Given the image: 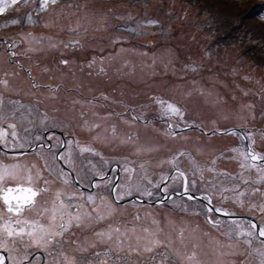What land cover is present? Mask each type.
Returning a JSON list of instances; mask_svg holds the SVG:
<instances>
[{
    "label": "snow or ice",
    "instance_id": "obj_1",
    "mask_svg": "<svg viewBox=\"0 0 264 264\" xmlns=\"http://www.w3.org/2000/svg\"><path fill=\"white\" fill-rule=\"evenodd\" d=\"M31 2L34 7L27 14L12 18L7 24L42 23L44 27H53L54 24L49 21H41L39 14L47 13L49 6L56 5L60 0ZM28 3L29 0H0V15L18 4ZM68 7L77 5L69 3ZM117 19L133 21L134 17L129 14L127 17L120 16ZM143 23L157 25L159 21L147 19ZM78 27L79 24L76 28L69 25L67 30L75 31ZM63 30L65 29L61 28V31ZM127 30L136 31L134 28ZM247 35L245 33V36ZM23 38H31L39 43L31 32L24 33ZM249 39L251 40L249 50H252L261 48L259 40L264 37L251 36ZM72 43L77 44L78 41ZM0 45L5 48L4 56L0 57V145L14 150L24 148L25 145L7 142L9 135L13 138L18 136L16 131L18 124L9 123V120H27L29 115L37 111L39 99H36L31 107L21 104L19 100H6L4 92H11L12 89L9 87V80L4 77H13L14 82L20 85L21 95L34 96L35 93L32 91L34 89L44 88L49 92H55V89L50 85L37 83L31 71H28L26 77L21 78L19 69L22 66L16 59L17 53L13 51L16 42L9 43L8 38H0ZM68 46L64 45L65 48ZM52 47L55 48L56 45ZM59 63L66 65L68 61L61 60ZM4 65H10L16 71L6 72ZM44 71L47 72L48 69ZM259 94L261 103L258 106L252 104L244 106L251 109L252 113L243 124L228 127L218 126L217 121H212L209 127L206 124L185 122V128H197L208 140L213 137L231 136L238 141V145L218 148L216 152L208 153L207 156L202 149H196L195 155L189 149L178 151L167 160V164L171 166L170 172L161 174L155 183L149 179L146 171H143V174L137 172L135 167L128 165L127 160L123 172L129 183L122 185L119 180L109 178L102 169L97 168V164L92 163V160L84 155L100 157L103 164L109 163L103 159L92 142L68 139L59 141L57 145H43L42 148H46L50 155L44 151H37L36 158L27 161L18 158L19 155H23L22 153L12 156L0 153V264H186L192 261L200 264L195 251L190 254L183 253L188 247L185 229L173 227L171 232L165 233L161 221L153 218L147 222L151 214H146V217L142 218L136 212L129 217L121 210L118 201L123 200L125 196H131L135 191L141 196L152 197L153 190L164 193L169 201L173 196L186 197L188 201H203L204 203L194 205L200 209L197 215L204 216V223L212 229L219 231L227 225V230L220 232L221 236L229 240L227 247L233 249L231 243L233 237L236 238L237 244L243 238L242 242L247 246L244 251L233 249L231 252L221 254L237 258V264H254L257 260L258 264H264V239H261L264 238V127L257 125L258 121L264 124V86L260 87ZM244 95L247 96L248 93L245 92ZM157 103L161 105L165 116L178 117L184 121L185 113L181 107L166 101ZM257 111L258 115L253 114ZM78 115L82 116L83 112ZM48 119L49 117L45 115L40 122L43 124ZM5 124L6 128L3 127ZM84 126L98 127L96 124L89 125L87 121ZM172 127V124L168 125L169 130ZM115 131L113 126V139L116 138ZM171 134L176 135L175 132ZM54 138L50 136L48 139ZM35 139L39 141L41 137L36 136ZM98 139L96 136L92 137L93 141ZM120 143L134 141L129 137ZM56 147L67 150L53 151ZM74 150L91 165V174L100 178L99 183L86 184L85 187H102L103 191L111 195V199L99 194L86 195L72 186L73 177L64 168L58 167L56 161L73 165L72 171L75 172ZM142 151L152 149H136L137 154ZM182 160L189 165L187 170L181 167ZM233 164L234 169L229 167ZM139 168L144 170V165H139ZM87 178L79 177L80 180ZM133 180L135 183H130ZM142 181H147L150 187H144ZM229 193L231 195H228ZM217 195L220 201L231 200L240 206L247 201L250 209L261 213L260 222L222 220L221 216L230 217L234 213L222 206H216L214 197ZM97 200L99 203H96ZM157 203L163 206L165 201L157 200ZM255 240H259V247H252ZM215 244L224 247L219 239L215 240ZM198 246L192 244L193 248Z\"/></svg>",
    "mask_w": 264,
    "mask_h": 264
},
{
    "label": "rangeland",
    "instance_id": "obj_2",
    "mask_svg": "<svg viewBox=\"0 0 264 264\" xmlns=\"http://www.w3.org/2000/svg\"><path fill=\"white\" fill-rule=\"evenodd\" d=\"M69 3L77 7L69 8ZM258 4L259 0H60L56 5L49 6L47 13L39 14L41 21H49L54 24L53 27H44L42 23H24V27L7 24L10 19L23 17L34 7L29 0L27 5L18 4L0 15L8 14L0 19V37H21L24 42L27 41L24 43L29 47L25 49L27 54L46 58L47 65L67 60L66 65L58 63L62 67L63 88L76 87L81 93L97 97L96 105L132 106L139 110L142 121L148 120L149 123L144 125L156 123L161 127L158 133L154 132L156 136L175 137L170 140L174 142L170 146L173 150H169L163 158L155 156L160 177L170 172L167 160L178 151L189 149L195 155L196 149H202L207 156L218 148L238 145V141L231 136L208 140L197 128H185L184 125L186 122L211 127L212 121H217L218 126L228 127L243 124L252 113L244 106L261 103L259 89L264 86V54L254 56L255 63L261 65L259 67L248 56L257 52L252 49L249 52L246 50L248 55L244 54L249 44L240 52L241 47L235 45L237 39L228 35V31L235 27V24L230 25L233 19L240 23L242 17L254 16L252 13L259 8ZM129 14L134 17L133 21L117 19ZM222 15L228 20L225 24L219 21ZM147 19L157 20L159 24L143 23ZM248 22L254 31L264 30L261 22L253 21L251 17H248ZM77 24L79 27L75 31L67 30L69 25L76 28ZM120 25L123 27H118ZM16 26L21 27L20 31ZM61 28L65 30L61 31ZM129 28L136 31L127 30ZM28 32L39 43L23 38V34ZM255 32L259 36L263 34L262 31ZM73 41L78 43L73 44ZM66 44L69 45L67 48L64 47ZM71 82L73 85L66 84ZM157 101L181 107L185 113L184 121L165 116ZM253 114L258 115V111ZM169 118L173 125L171 130L165 122L154 121ZM257 125L264 127L259 121ZM150 129L154 130L151 126ZM172 132L176 135L173 136ZM157 143V150L168 147ZM181 167L187 170L189 165L182 160ZM229 167L234 169L235 165ZM214 203L234 213L230 217H220L224 221L246 222L251 219L260 222L261 213L250 209L247 201L240 206L231 200L220 201L217 195ZM195 204L198 202L191 201L190 219L204 223L205 217L197 215L200 209ZM204 226V232L216 235V239L224 245L219 247L214 243L219 251L217 253L223 257V264H237V258L233 257L229 262L230 256L221 253L233 249L244 251L247 246L243 244V238L237 244L233 237V249H230L227 247L228 238L220 235L221 231L227 230V225L219 231L205 223ZM259 246V240L253 241L252 247ZM205 248L209 246L205 245ZM254 264H258V260Z\"/></svg>",
    "mask_w": 264,
    "mask_h": 264
},
{
    "label": "flooded vegetation",
    "instance_id": "obj_3",
    "mask_svg": "<svg viewBox=\"0 0 264 264\" xmlns=\"http://www.w3.org/2000/svg\"><path fill=\"white\" fill-rule=\"evenodd\" d=\"M21 26L24 27V24ZM16 28H19L17 31L21 29L19 26H16ZM13 41L16 42V48L13 49V51L17 53L16 59L22 66L19 69L20 77H26L28 71H31L33 76L36 77L37 83L41 85H50L55 89V92H49L41 88L40 90H32L35 93L34 96L26 94L21 95L19 91L20 85L14 82L13 77H4L9 80V87L12 89L11 92H4L6 100H19L21 104L31 107L32 103L36 99H39V104L37 105V111L29 115L27 120H9V123L15 122L18 124L16 129L18 136L13 138L9 135L7 142L9 144L23 143L25 147L10 150L0 145V153H7L9 156L22 153L23 155H19L18 158L21 161H27L36 158L37 151H44L46 154L50 155L46 148H42L43 145H57L59 141H67L68 139L92 142L93 146L102 154L103 159L107 160L109 163L103 164L100 161V157L89 156V154L84 155L88 156V158L92 160V163L97 164V168L102 169L109 178L119 180L122 185L129 183L126 174L123 172L125 160H127L128 165L135 167L137 172L143 174V171H146L149 179L154 183L158 180L160 173L158 164L155 161L156 157L157 159L163 158L169 150H173L170 146H172L174 142L170 140L175 139V137L173 138L171 136L167 139L165 138L166 136H156L154 132L158 133L161 127L156 125V123L149 124V126L144 125L149 123L148 120L142 121L139 117V110L133 109L134 107L132 106L122 104L113 106L106 104H103V106L96 105V102H98L97 97L81 93L76 87L70 86L71 88L68 89L63 88V80L61 77L62 67L58 65L60 61L50 62L53 65H47L48 62L46 58L40 56L33 57L27 54L25 49H29V47L24 45L27 41L24 42L21 37L8 39L9 43ZM22 52L26 54H21ZM4 53L5 48L0 45V57H3ZM44 69H48V71L45 72ZM4 71L13 72L16 71V69L10 65H4ZM66 84L73 85L72 82ZM25 92H27V90H25ZM80 112H83L82 116L78 115ZM143 113H146V111H143ZM45 115H47L49 119L45 120L42 124L40 121ZM134 117L138 119H134ZM168 120H170V118L154 121L165 122L168 126L170 124ZM85 121H87L89 125L96 124L98 127L86 128L84 126ZM113 126H115L116 130L115 139H113ZM150 126L154 130H151ZM3 127L6 128L7 125L5 124ZM8 131L9 133L11 132L10 129ZM36 136H40L41 140L37 141L35 139ZM50 136L55 138L49 140L48 138ZM93 136L99 139L93 141ZM129 137L132 138L134 143H120L121 140H127ZM155 140L168 147L164 150H157L158 143ZM137 148L152 149V151H142L137 154ZM66 150V148H53V151L56 152ZM154 150L157 151L155 152ZM74 157H76L73 161L76 169L75 172L72 171L73 165L65 164L63 161H56L58 167L64 168L65 171L69 172L73 177L72 186L77 191L84 192L86 195L99 194L108 196V198L111 199V195L103 191L102 187H85L86 184L90 185L94 182L99 183L100 178L91 174V165H89L87 160H84L82 156H79L78 152L75 150ZM141 164L144 165V170L139 168ZM82 168L84 170H82ZM81 176H87L88 178L86 180H80L79 177ZM130 183L134 184L135 180ZM142 184L144 187H150L147 181H142ZM153 191L154 195L152 197H144L138 192L133 191L131 196H125L123 200L118 201V204L121 210L129 215V217L130 214L136 212H138L142 218L146 217V214H151V216L147 218V222H150L153 218L161 221V227H163L165 233L171 232L173 227L185 229L184 235L188 247L183 250L184 254H190L195 251L196 258L200 261V264H223V257L217 253L219 251L214 247L216 235L204 232V223L195 222V219H190L189 212L190 207H192L191 201H188L186 197L182 198L178 196H173V199L169 201L166 199L164 193L158 192L157 190ZM157 200H164L165 203L161 206L157 203ZM195 202L204 203L203 201ZM96 203H99V200H97ZM114 203L116 202L114 201ZM205 233L208 235H205ZM172 234L173 237H175V233L173 232ZM193 243L199 246L193 248ZM205 245H208L209 248H205ZM232 259L233 257H230L229 262L232 261ZM186 264H195V261L186 262Z\"/></svg>",
    "mask_w": 264,
    "mask_h": 264
},
{
    "label": "trees",
    "instance_id": "obj_4",
    "mask_svg": "<svg viewBox=\"0 0 264 264\" xmlns=\"http://www.w3.org/2000/svg\"><path fill=\"white\" fill-rule=\"evenodd\" d=\"M259 2H260V4H258L259 5V8L258 9H256L252 14L254 15V16H244V17H242V19H241V22L240 23H236V22H234V19H233V21L230 23V25H234L235 24V27H232V30H230V31H228V35H230L231 37H234V38H236L237 40H235L236 41V43H235V45L237 46H239V47H241V50H239L240 52H243L242 51V48H244V47H246L248 44L250 45L251 44V40L249 39V37H251V36H255V37H264V30H258V29H255V31L257 30V31H262V35H258L255 31H254V29L252 28V25H250L249 24V22L248 23H246L247 22V20H248V17L250 18H252L253 19V21H254V19L257 21V22H261L263 25H264V0H259ZM260 10V11H259ZM260 12H262L263 13V16L261 15V13ZM222 12H218L217 14H221ZM8 14H6L5 16H0V19L1 18H3V17H6ZM261 16V17H260ZM220 19H219V21H221V22H223L224 24H225V22H228V20H226L225 19V17L222 15V16H220L219 17ZM222 30H224L223 28H222ZM245 33H247L248 35L247 36H245ZM259 43L261 44V48H253V51L254 52H257V53H259V54H257V53H254V54H249L248 55V52H249V47L248 48H246V49H244V54H246V55H248L249 56V58H250V60L254 63V64H256V65H258L259 67H261V65H259V64H257V63H255V62H257L256 61V59L254 58V56L255 55H257V56H259V57H261L260 56V54H264V50H262V48H264V39H261V40H259ZM248 52H247V51ZM252 56V57H251ZM259 62V61H258Z\"/></svg>",
    "mask_w": 264,
    "mask_h": 264
},
{
    "label": "water",
    "instance_id": "obj_5",
    "mask_svg": "<svg viewBox=\"0 0 264 264\" xmlns=\"http://www.w3.org/2000/svg\"><path fill=\"white\" fill-rule=\"evenodd\" d=\"M235 218H238V217H235ZM255 222V221H254Z\"/></svg>",
    "mask_w": 264,
    "mask_h": 264
}]
</instances>
